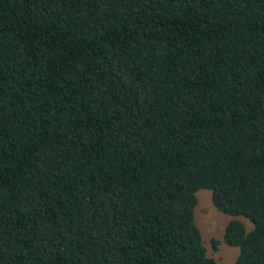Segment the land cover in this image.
<instances>
[{
	"label": "trees",
	"instance_id": "trees-1",
	"mask_svg": "<svg viewBox=\"0 0 264 264\" xmlns=\"http://www.w3.org/2000/svg\"><path fill=\"white\" fill-rule=\"evenodd\" d=\"M199 190L264 264V0H0V264H215Z\"/></svg>",
	"mask_w": 264,
	"mask_h": 264
},
{
	"label": "rangeland",
	"instance_id": "rangeland-1",
	"mask_svg": "<svg viewBox=\"0 0 264 264\" xmlns=\"http://www.w3.org/2000/svg\"><path fill=\"white\" fill-rule=\"evenodd\" d=\"M196 204L193 211L194 224L197 227L205 255L211 258L215 264H234L237 249L228 247L222 242V233L226 223L233 219L216 211L210 201V193L199 190L195 193ZM243 223L245 231H249L251 225L245 219L235 218ZM217 242L216 248L211 247L210 241Z\"/></svg>",
	"mask_w": 264,
	"mask_h": 264
}]
</instances>
